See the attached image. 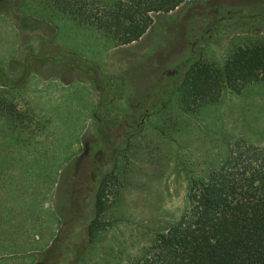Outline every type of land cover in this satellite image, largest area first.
<instances>
[{
  "label": "rangeland",
  "instance_id": "obj_1",
  "mask_svg": "<svg viewBox=\"0 0 264 264\" xmlns=\"http://www.w3.org/2000/svg\"><path fill=\"white\" fill-rule=\"evenodd\" d=\"M37 3L0 0V89L16 93L29 115L24 130L11 131L4 119L0 126V264L61 257L56 242L43 249L47 236L71 227L69 203L79 208L95 169L105 171L137 126L118 153L123 186L108 190L118 219L75 262L135 264L181 217L192 177L238 142L264 147V81L242 94L226 90L197 113L180 112L173 91L193 59L223 64L237 45L263 40L264 0H193L155 14L142 39L117 47L73 21L42 23ZM40 47L52 53L35 57Z\"/></svg>",
  "mask_w": 264,
  "mask_h": 264
},
{
  "label": "trees",
  "instance_id": "obj_2",
  "mask_svg": "<svg viewBox=\"0 0 264 264\" xmlns=\"http://www.w3.org/2000/svg\"><path fill=\"white\" fill-rule=\"evenodd\" d=\"M192 1L36 0V8L45 19L71 20L115 47L140 40L154 24L155 14L174 11ZM261 81L264 39L249 40L234 47L223 64L204 56L190 61L173 90L175 107L182 113H197L219 102L226 90L242 94ZM6 90L0 89V126L4 119L11 131L24 130L29 126V115L19 109L14 94L4 96L9 93ZM168 102L164 100L162 106L153 109L164 108ZM38 126L43 128L40 123ZM139 131L136 126L130 136H122L125 145L110 157L105 171L95 169L96 184L79 208L69 203L71 227L61 225L54 235L51 244L56 242L61 257L51 264H75L99 234L118 219L108 190L114 184L119 189L123 186L118 153L128 148L130 137ZM60 181L57 178L54 184L58 186ZM113 194L117 199L119 190ZM77 220H81V228L76 226ZM135 264H264V147L238 142L221 162L192 177L181 217L154 235Z\"/></svg>",
  "mask_w": 264,
  "mask_h": 264
},
{
  "label": "crops",
  "instance_id": "obj_3",
  "mask_svg": "<svg viewBox=\"0 0 264 264\" xmlns=\"http://www.w3.org/2000/svg\"><path fill=\"white\" fill-rule=\"evenodd\" d=\"M21 4H23V3H21ZM185 5V4H184ZM183 6V5H182ZM21 7V6H20ZM179 9V8H178ZM177 10V9H176ZM172 12V11H171ZM61 21H71V20H67V19H57V20H51V19H43V20H41V22L42 23H47L48 25H50L51 27L53 26V28H56V27H59V22H61ZM55 25V26H54ZM86 29V28H85ZM86 31H88L87 29H86ZM149 31V30H148ZM148 31L144 34V36L148 33ZM143 36V37H144ZM142 37V38H143ZM141 38V39H142ZM139 41V40H138ZM49 42H53V39H49ZM136 42V41H135ZM135 42H132V43H135ZM131 43H129V44H126V45H130ZM56 47H57V45H56ZM115 47H117V46H115ZM57 50V49H56ZM24 51V50H23ZM36 51V50H35ZM50 53H52L51 52V50H49V49H47V48H44V47H40V50H38L37 51V53L35 54V57H37V56H44L45 58H47V55L48 54H50ZM45 54V55H44ZM28 57H31L30 55L29 56H27V58ZM43 57V58H44ZM27 58H25V60L27 59ZM46 62H47V64L50 62V60L49 59H47L46 60ZM49 65V64H48ZM118 85V84H117ZM1 86H3V87H6V86H4V85H1ZM10 89H12L13 91L15 90V89H13V88H10ZM13 95V94H12ZM16 93H14V96L16 97ZM117 97L118 96H116V97H114V98H116L117 99ZM54 211H55V208L53 209ZM53 210H51V212L53 213ZM53 215V214H52ZM55 221V220H54ZM52 235L50 236V237H48L47 236V240H48V243L46 244V246H45V248H43V249H46V247L47 246H50L51 245V242H52V239H53V237H54V232H52L51 233ZM50 244V245H49ZM48 248V247H47Z\"/></svg>",
  "mask_w": 264,
  "mask_h": 264
}]
</instances>
